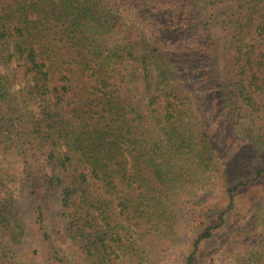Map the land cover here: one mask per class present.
<instances>
[{
    "label": "trees",
    "instance_id": "1",
    "mask_svg": "<svg viewBox=\"0 0 264 264\" xmlns=\"http://www.w3.org/2000/svg\"><path fill=\"white\" fill-rule=\"evenodd\" d=\"M233 141L264 155V0H0V264H175L219 189L200 264L264 180L236 179ZM254 219L213 264H264Z\"/></svg>",
    "mask_w": 264,
    "mask_h": 264
},
{
    "label": "rangeland",
    "instance_id": "2",
    "mask_svg": "<svg viewBox=\"0 0 264 264\" xmlns=\"http://www.w3.org/2000/svg\"><path fill=\"white\" fill-rule=\"evenodd\" d=\"M246 146V143L242 145L240 142L236 143L234 141L231 144H226L228 153L231 156L229 157H236L238 159V162L235 165L237 172H240L239 174L235 175L237 180L244 177V175L247 173H253L254 170L262 167V164H264V155L258 153L257 151L250 153L242 148H247L248 146ZM239 147L245 152H240ZM7 161L2 160L3 164H5ZM190 201L191 203L189 205V212L191 217L192 214L195 216V221L193 222L192 228L187 226L185 229L186 231L183 243L180 244L178 248H173L169 251L168 259L169 261H177L175 264H182L184 262V259L190 250L189 244L193 240L197 226L199 225V222L202 218L209 216L207 214L210 208H212L211 210L213 211H211V213L214 216L220 208L225 206L224 195L219 189H213L209 192L199 193ZM260 203L264 204V180L257 182L249 188H246L245 190L238 193L237 206L235 211L232 213V220L230 221L229 228H226L225 232H222V234H220L216 240L204 246L200 264H213V258H215V256L218 254L219 248L224 246L227 239L226 236L230 234L234 236L243 234V231H245L251 226L252 223L255 222L254 210ZM53 208L55 209V206ZM32 244L34 248H39L38 243L33 242ZM66 250L67 248H62L63 255L67 263L75 264V262H73L72 259L68 257V250V256H66Z\"/></svg>",
    "mask_w": 264,
    "mask_h": 264
}]
</instances>
